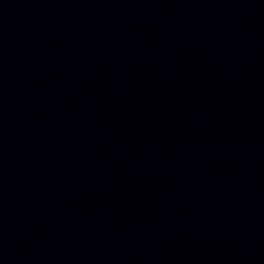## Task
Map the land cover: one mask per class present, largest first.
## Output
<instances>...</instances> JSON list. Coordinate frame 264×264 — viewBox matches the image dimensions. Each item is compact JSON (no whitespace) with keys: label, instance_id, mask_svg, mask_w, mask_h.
<instances>
[{"label":"water","instance_id":"water-1","mask_svg":"<svg viewBox=\"0 0 264 264\" xmlns=\"http://www.w3.org/2000/svg\"><path fill=\"white\" fill-rule=\"evenodd\" d=\"M0 264H264V0H0Z\"/></svg>","mask_w":264,"mask_h":264}]
</instances>
